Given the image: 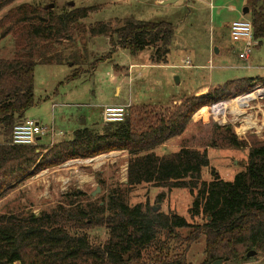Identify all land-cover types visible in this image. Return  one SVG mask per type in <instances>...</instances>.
<instances>
[{
  "label": "trees",
  "instance_id": "obj_1",
  "mask_svg": "<svg viewBox=\"0 0 264 264\" xmlns=\"http://www.w3.org/2000/svg\"><path fill=\"white\" fill-rule=\"evenodd\" d=\"M18 0H0V40L10 38L12 58L0 57V197L14 183L35 170L57 167L67 161L91 159L110 152L128 156L126 183L110 192L102 204L90 203L85 194L72 192L50 212L0 214V264H193L187 260L191 244L203 238L200 264H237L249 251L264 253V142L240 140L230 126L213 125L211 137H191L178 151L157 155L155 150L180 137L201 110L250 93L262 80L239 78L212 88L204 97H182L166 107L132 105L122 123L104 125L101 132L85 127L71 140L61 141L41 156V145H11L13 127L35 105L34 71L37 65L78 64L75 54L63 59L55 50L60 41H72L73 33L105 37L112 48L135 56L149 50L153 64L167 62L173 45L174 26L133 17L111 22H82L95 7H67L60 15L48 6ZM254 46L264 42V0H251ZM74 72L70 79L79 77ZM262 91V90H260ZM207 119V118H206ZM195 143L196 145H193ZM207 147L246 150L242 170L224 181L210 169L211 179L202 180L209 168ZM150 185L165 193L187 190L192 197L188 214L195 223L172 212H153L148 204L130 205L128 195ZM105 230L98 242L87 234ZM181 231H188L183 237Z\"/></svg>",
  "mask_w": 264,
  "mask_h": 264
},
{
  "label": "rangeland",
  "instance_id": "obj_2",
  "mask_svg": "<svg viewBox=\"0 0 264 264\" xmlns=\"http://www.w3.org/2000/svg\"><path fill=\"white\" fill-rule=\"evenodd\" d=\"M156 0H18L13 6L29 3L51 9L60 15L67 7H95L82 23L111 22L113 28L118 20L133 17L140 21H164L174 26V39L180 40L182 48L172 45L167 62L152 64L149 50L131 56L126 50L112 48L105 37L91 38L87 34L73 33L72 41L62 40L55 50H63L65 59L75 54L78 64L37 65L34 71L35 105L27 110L24 118L61 133L54 140H70L81 127L101 132L104 123L101 111L104 106L120 103L125 106H169L172 100L190 97L202 86L210 89L226 81L239 78L264 77V42L251 50L250 59H238L241 43H233L228 25L240 19L251 18V0H177L167 5H155ZM72 3V6L68 4ZM264 5V4H263ZM264 8V7H263ZM248 9V13L244 10ZM6 10L0 13V18ZM239 16V17H238ZM13 43L10 38L0 40V57L12 58ZM220 51L219 55L215 52ZM188 60L191 67L184 66ZM210 61V62H209ZM132 67L127 71L128 67ZM250 67L249 69L247 67ZM79 71V77L70 76ZM129 72V74H128ZM118 74H123L119 76ZM176 79L178 82H176ZM120 87L116 97L115 87ZM264 88L257 85L250 93L201 110L188 124L185 132L155 150L157 155L171 154L179 150L181 142L191 137H211L213 125L230 126L240 140L264 142ZM247 96V97H244ZM177 101V100H176ZM232 103L245 104L232 112ZM132 106L126 107V118ZM207 118V119H206ZM250 123H248V122ZM84 122L85 124H82ZM253 123V124H251ZM50 137L41 138L40 144L50 143ZM55 144L39 146V155ZM193 145H196L193 143ZM197 146V145H196ZM209 168L202 171V180L211 179L213 169L224 181H232L242 170L247 151L228 147H207ZM128 156L125 152H110L91 159H74L57 167L35 170L16 181L12 189L0 197V214L50 212L68 194L79 192L90 203L102 204L110 192L126 183ZM99 192L92 196L93 192ZM163 190L150 185L135 188L127 197L130 205L138 203L158 207V211L172 212L195 223L188 214L192 197L187 190H172L165 193L161 204L155 198ZM183 237L188 231L180 232ZM98 242L106 240L105 230L95 229L87 233ZM203 238L191 244L187 260L193 264L203 262ZM237 264H264V253H256Z\"/></svg>",
  "mask_w": 264,
  "mask_h": 264
},
{
  "label": "built area",
  "instance_id": "obj_3",
  "mask_svg": "<svg viewBox=\"0 0 264 264\" xmlns=\"http://www.w3.org/2000/svg\"><path fill=\"white\" fill-rule=\"evenodd\" d=\"M229 36L233 43L242 44V51L238 54V59L247 61L250 58L251 50L254 48L255 44L252 38L251 23L246 20L232 22L229 25ZM188 65L189 62H185V66ZM126 107L128 106H104L101 112L104 125L122 123L126 118ZM61 135V133H56L53 129L42 126L34 120L24 119L13 127L11 145L16 147L36 146L38 144V139L50 137V139L53 140L54 137H59Z\"/></svg>",
  "mask_w": 264,
  "mask_h": 264
},
{
  "label": "crops",
  "instance_id": "obj_4",
  "mask_svg": "<svg viewBox=\"0 0 264 264\" xmlns=\"http://www.w3.org/2000/svg\"><path fill=\"white\" fill-rule=\"evenodd\" d=\"M175 2H177V0H156L155 1V5H158V6H160V5H162V6H167V5H170V4H173V3H175ZM239 17V16H238ZM136 20V19H135ZM238 20H244V19H238ZM238 20H236V21H238ZM138 21H140V20H138ZM227 29H228V32H229V25H228V27H227ZM173 45H174V48L178 51V50H180L183 46H182V43H181V41L180 40H175L174 38H173ZM254 48H255V46H254ZM119 50H121V49H119ZM171 50V49H170ZM240 50H242V48L240 49ZM215 54L216 55H219L220 54V51H216L215 52ZM169 56V55H168ZM250 59V58H249ZM248 59V60H249ZM247 60V61H248ZM185 62H189L188 60H186ZM185 62H184V66H185ZM210 62V61H209ZM246 62V61H245ZM153 64V63H152ZM191 65V63L189 62V65L188 66H186V67H191L190 66ZM132 67V65H130L129 67H128V69H127V71H129V69ZM248 69L250 68L249 66L247 67ZM128 74H129V72H128ZM119 76H121V75H123V74H118ZM252 79H256L257 81H259V80H262L263 82H264V77H256V78H252ZM220 86V85H219ZM259 86H261V85H259ZM209 90H210V86L208 85H206V86H202V87H200V88H198L196 91H195V94L193 95V96H195V97H204V96H206L208 93H209ZM262 91H264V90H262ZM261 92V91H260ZM114 95L116 96V97H119L120 96V87L117 85L116 87H115V93H114ZM244 97H247V96H244ZM243 98V97H242ZM176 100H179L178 98L177 99H175L174 101H176ZM173 101V100H172ZM118 104H120V103H115V104H112V105H118ZM126 106H132L133 105V103H128V105L127 104H125ZM102 112V111H101ZM26 119V118H25ZM36 122V121H35ZM38 123V122H37ZM85 124V123H84ZM81 128H83V127H81ZM81 128H79V129H81ZM78 129V130H79ZM41 140V139H40ZM39 140V141H40ZM71 140V139H70ZM38 141V142H39ZM61 141H64L63 139L62 140H50V143H48V144H41V145H49V144H57V143H59V142H61Z\"/></svg>",
  "mask_w": 264,
  "mask_h": 264
},
{
  "label": "water",
  "instance_id": "obj_5",
  "mask_svg": "<svg viewBox=\"0 0 264 264\" xmlns=\"http://www.w3.org/2000/svg\"><path fill=\"white\" fill-rule=\"evenodd\" d=\"M69 6H72L73 4L72 3H69L68 4ZM49 9H52L53 8V5H49L48 6ZM245 13H248V9H245L244 10ZM176 82H178V80L176 79ZM82 124H84V122H82ZM39 141V139H38ZM99 192V188H97L96 192H93L92 193V196H95L97 193ZM158 207H153V212H157L158 211ZM256 255V251H249L247 254H246V258H250V257H253ZM212 264H222L221 261H216V262H213Z\"/></svg>",
  "mask_w": 264,
  "mask_h": 264
},
{
  "label": "bare ground",
  "instance_id": "obj_6",
  "mask_svg": "<svg viewBox=\"0 0 264 264\" xmlns=\"http://www.w3.org/2000/svg\"><path fill=\"white\" fill-rule=\"evenodd\" d=\"M233 105H231V108H232V112H236L237 114H238V111H240V108L241 107H243V106H247V105H243V104H240V103H237L236 105H235V103H232ZM248 122V121H247ZM248 123H250V122H248ZM251 124H253V123H251Z\"/></svg>",
  "mask_w": 264,
  "mask_h": 264
}]
</instances>
